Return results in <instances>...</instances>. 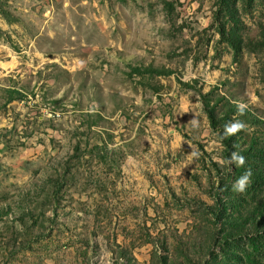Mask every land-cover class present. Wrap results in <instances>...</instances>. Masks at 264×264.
I'll list each match as a JSON object with an SVG mask.
<instances>
[{
    "label": "rangeland",
    "instance_id": "obj_1",
    "mask_svg": "<svg viewBox=\"0 0 264 264\" xmlns=\"http://www.w3.org/2000/svg\"><path fill=\"white\" fill-rule=\"evenodd\" d=\"M261 226L264 0H0V264H264Z\"/></svg>",
    "mask_w": 264,
    "mask_h": 264
},
{
    "label": "clouds",
    "instance_id": "obj_2",
    "mask_svg": "<svg viewBox=\"0 0 264 264\" xmlns=\"http://www.w3.org/2000/svg\"><path fill=\"white\" fill-rule=\"evenodd\" d=\"M244 125L240 121L236 122H229L225 125V132L228 135L236 134L237 132L241 131L243 129ZM245 158L242 155H239L237 153H233L231 155V158L228 160L229 164L235 163L238 167H241L245 163ZM251 176V171L247 170L240 178L236 180V182L233 185V188L237 192H244L247 184L249 183V178Z\"/></svg>",
    "mask_w": 264,
    "mask_h": 264
},
{
    "label": "trees",
    "instance_id": "obj_3",
    "mask_svg": "<svg viewBox=\"0 0 264 264\" xmlns=\"http://www.w3.org/2000/svg\"><path fill=\"white\" fill-rule=\"evenodd\" d=\"M154 68H156V67H153V66L148 67L149 70L150 69L154 70V71L157 70V69H154ZM4 91L6 92L8 99H12V98L20 96V91L16 87H6V88H4ZM205 111L207 112V116L209 118L211 126H214V123L216 122L214 120V115H215L214 108L211 107V106H207L205 108ZM260 229L264 230V226H261Z\"/></svg>",
    "mask_w": 264,
    "mask_h": 264
}]
</instances>
